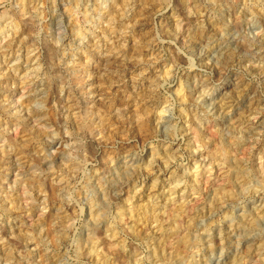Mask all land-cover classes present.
I'll list each match as a JSON object with an SVG mask.
<instances>
[{"label": "rangeland", "instance_id": "rangeland-1", "mask_svg": "<svg viewBox=\"0 0 264 264\" xmlns=\"http://www.w3.org/2000/svg\"><path fill=\"white\" fill-rule=\"evenodd\" d=\"M0 264H264V0H0Z\"/></svg>", "mask_w": 264, "mask_h": 264}, {"label": "bare ground", "instance_id": "bare-ground-1", "mask_svg": "<svg viewBox=\"0 0 264 264\" xmlns=\"http://www.w3.org/2000/svg\"><path fill=\"white\" fill-rule=\"evenodd\" d=\"M6 18H7V17H6ZM4 20H8V19H5V18H4ZM30 24H31V23H30ZM23 29H24V28H23ZM24 30H25V29H24ZM223 49H224V48H223ZM223 49H222V50H223ZM225 49H226V48H225ZM32 50H33V48L31 49V51H32ZM225 53H226V52H225ZM3 56H4V55H3ZM207 57H208V56H207ZM7 65H8V64H7ZM46 110H47V109H46ZM49 113H50V112H49ZM50 114H51V113H50ZM48 115H49V114H48ZM129 163H130V162H129ZM127 165H128V164H127ZM124 168H125V167H124ZM128 168H129V167H128ZM48 227H49V226H48Z\"/></svg>", "mask_w": 264, "mask_h": 264}]
</instances>
